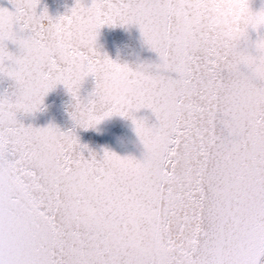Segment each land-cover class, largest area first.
<instances>
[{"label":"snow or ice","instance_id":"snow-or-ice-1","mask_svg":"<svg viewBox=\"0 0 264 264\" xmlns=\"http://www.w3.org/2000/svg\"><path fill=\"white\" fill-rule=\"evenodd\" d=\"M10 2L14 11L0 7V73L15 82L0 94V264H260L264 36L178 40L177 18L200 10V0H75L56 18L46 8L37 13L39 0ZM105 24H136L159 62L132 69L102 54L95 42ZM261 27L264 19L251 29ZM69 30L91 46L70 59L25 55L29 44ZM106 74L135 78L136 90L80 126L118 114L139 130L146 122L135 113L151 109L162 154H99L71 129L18 119L40 110L57 84L76 96L89 75ZM85 203L99 209L89 224L73 218ZM130 229L151 231L160 246L131 247L120 235Z\"/></svg>","mask_w":264,"mask_h":264},{"label":"clouds","instance_id":"clouds-1","mask_svg":"<svg viewBox=\"0 0 264 264\" xmlns=\"http://www.w3.org/2000/svg\"><path fill=\"white\" fill-rule=\"evenodd\" d=\"M200 2L202 5L200 10L177 18L175 35L178 40L192 42L201 37H211L222 39L226 43H239L249 34L253 23L264 19V0H259L258 7H253L256 0H200ZM91 44L90 39L75 30H69L63 34L53 33L47 42L37 40L29 44L25 55L33 59H44L56 53L70 59ZM118 64L129 66L126 63ZM93 77L95 82L87 98H81L79 90L76 96H72L74 104L71 115L78 125L87 124L92 117L102 114L111 106L130 97L137 87L135 78L127 75L106 74ZM17 102L21 105L27 103L23 98ZM135 134L138 144L142 146L143 155L156 156L166 150L164 135L154 131L147 123L139 130L135 128ZM98 212L99 209L94 204L85 203L75 209L73 218L81 224H89ZM111 230L119 231L115 227ZM120 235L137 250L151 252L160 246L159 238L146 229H130L120 232Z\"/></svg>","mask_w":264,"mask_h":264},{"label":"water","instance_id":"water-1","mask_svg":"<svg viewBox=\"0 0 264 264\" xmlns=\"http://www.w3.org/2000/svg\"><path fill=\"white\" fill-rule=\"evenodd\" d=\"M90 4L91 0H84ZM75 0H39L37 13L47 9L53 18L66 14L74 5ZM259 6V0L253 7ZM0 7L15 10V6L10 0H0ZM249 38L251 42L256 41L260 36H264V27L259 31L250 29ZM8 50L16 55H20L17 44L7 41ZM96 47L102 54H107L109 58L117 63L128 64L132 68L141 65H149L159 62L158 54L153 51L145 42L140 29L136 24L129 25H103L96 38ZM249 51L255 54V48L249 45ZM94 77L89 75L82 82L79 95L87 98L94 85ZM15 88V82L0 73V94L11 93ZM74 100L63 84H57L44 97L40 110L34 113H18L25 125L34 127H45L54 125L62 131L73 130L82 145H87L89 149L102 154L105 149L115 152L120 156H132L137 159L143 157L142 146L137 142L135 126L130 118L114 114L103 119L94 127L83 128L73 120L71 112ZM138 119H143L151 126L155 123L156 117L151 109L143 108L135 113ZM87 155V151L85 152ZM264 256L260 258V264Z\"/></svg>","mask_w":264,"mask_h":264},{"label":"trees","instance_id":"trees-1","mask_svg":"<svg viewBox=\"0 0 264 264\" xmlns=\"http://www.w3.org/2000/svg\"><path fill=\"white\" fill-rule=\"evenodd\" d=\"M262 264H264V259H263V261H262Z\"/></svg>","mask_w":264,"mask_h":264}]
</instances>
